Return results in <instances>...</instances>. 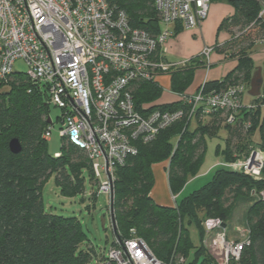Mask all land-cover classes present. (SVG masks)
Segmentation results:
<instances>
[{
    "label": "trees",
    "instance_id": "trees-1",
    "mask_svg": "<svg viewBox=\"0 0 264 264\" xmlns=\"http://www.w3.org/2000/svg\"><path fill=\"white\" fill-rule=\"evenodd\" d=\"M212 1H225L234 9L218 29L235 31L225 43L215 45L214 50L237 58V65L224 79L205 81V90L249 80L253 63L248 50L255 41L264 39V19L258 18L261 10L258 0ZM110 2L125 10L131 25L151 34L160 30L152 0ZM190 62L195 66L171 77L175 93L187 89L195 69L202 64L195 58ZM160 94L161 88L155 81L139 83L133 95L138 111L144 114L155 108L174 110L183 107L181 101H177L143 108ZM49 105L44 91L24 76L13 74L7 81H0V264H87L92 257L89 249L81 248L86 233L80 219L46 211L41 198V186L50 174H54L55 185L65 197L84 192L86 174L89 181L93 178L84 152L77 147L62 139L60 156L55 157L47 151V140L42 135L52 124L51 120L47 122ZM214 116L210 123L200 122L192 129L186 119L167 126L151 142H138L137 154L115 169L112 190L114 234L118 238H127L129 229L135 228L137 235L164 264L174 253L187 258L188 250L195 247L187 224H193L201 238L204 218L219 217L225 224L231 207L240 200L250 203L246 211L250 243L243 248L240 258L231 264H264V200L257 198L259 191L264 189V163L260 177L256 179L217 165L207 182L176 199L172 207L156 204L150 197L154 184L153 164L168 161L169 189L173 195L181 193L189 176L196 175L203 162L205 136L215 135L221 127L227 131L225 146L220 149L217 145L215 152L223 160L231 162L249 154V135L256 122V113L242 110L233 124L225 123L224 126L220 125V112ZM247 119L251 126L245 129ZM13 138H17L22 146L17 154L8 147ZM258 147L264 151V121L260 126ZM95 198L93 193L92 203ZM184 218L187 224L183 223ZM200 256L204 257L200 264L212 263L203 246L197 245L189 264H195Z\"/></svg>",
    "mask_w": 264,
    "mask_h": 264
},
{
    "label": "built area",
    "instance_id": "built-area-1",
    "mask_svg": "<svg viewBox=\"0 0 264 264\" xmlns=\"http://www.w3.org/2000/svg\"><path fill=\"white\" fill-rule=\"evenodd\" d=\"M211 2L152 0L163 28L151 34L131 25L125 10L110 0H0V81L15 74L13 63L21 59L27 65L26 79L44 91L49 104L61 109L59 136L84 152L93 178L100 179L94 193L108 195L112 229L110 193L115 169L137 154L138 142H151L162 129L181 119L190 121L220 112L225 123L233 124L242 110L264 109V86L253 103L241 104L246 88L243 80L210 90H205L203 81L193 93H176L183 105L179 109L155 108L143 114L136 108L135 83L155 81L159 72L189 61L161 57L164 43L172 35L168 25L181 23L187 29H198ZM263 15L264 8L258 18ZM214 47L205 45L199 53L206 68ZM50 126L43 132L45 140L50 137ZM250 126L247 119L244 128ZM263 163L264 151L257 147L242 159L219 165L256 179ZM259 196L264 200V189ZM201 225L205 233L202 245L210 253L211 264L237 261L250 243L249 235L244 241L229 240L219 217L204 218ZM186 261L185 256L174 253L166 264ZM102 264L164 263L135 228H130L127 238L114 234Z\"/></svg>",
    "mask_w": 264,
    "mask_h": 264
},
{
    "label": "crops",
    "instance_id": "crops-1",
    "mask_svg": "<svg viewBox=\"0 0 264 264\" xmlns=\"http://www.w3.org/2000/svg\"><path fill=\"white\" fill-rule=\"evenodd\" d=\"M258 2L261 5V9H263L264 0H258ZM233 11H234L233 7L225 1H212L209 6L207 17L205 18V20L202 22L201 26L198 29H187L181 23H173L168 25V28L172 31V35L164 43L165 50L162 53L161 57L169 61H182V60H189V61L186 63V65L178 66L174 69H171L168 72H159L156 75L155 82L161 88L160 97L152 103L143 105V108L152 107V105H163V104L165 105L180 101L176 93L172 90L171 77L173 74L177 72H180L182 70L184 71L190 68L191 66H195L194 64L195 61L194 63L190 62L192 58L197 59L202 64L200 63L201 65L195 69L193 80L191 81L187 89L184 91L187 93L195 92L203 83V81H219L224 79L229 73H231V71H233V69L237 65V58L235 57H227L225 53H222L218 50H214L210 56L209 68H206L204 66L202 60L199 57V53L205 45H217V44L222 45L223 43H225L227 40L230 39L231 33L234 31L233 29L231 32H229L226 29L219 30L218 28L220 23L225 18L232 15ZM161 28H163V25L159 22V29ZM248 54L253 63L252 73L257 67L262 68L261 87H263L264 86V40L255 41L248 50ZM203 67H205L206 70L203 71ZM249 80L246 79L245 82L246 88L243 93L247 92L246 94H248ZM141 82L143 81H139L135 83V85L132 87L133 95L137 86ZM254 99L255 97L249 98L247 95L242 94L241 104L246 106L248 104L253 103L255 101ZM253 112L256 113V122L254 123L253 130L250 132L249 139L251 140V143H254L255 145H259L260 126L264 121V109L263 108L255 109ZM217 113L218 112H216V114ZM214 114H211L210 116H206L205 117L206 120L203 123L202 122L201 123L202 124L210 123L212 119H214L215 117ZM197 118H203V117H197ZM222 122L225 124L224 118H222V120L220 121V125L224 126ZM222 128L224 127H221L219 130H221ZM224 130L226 132V137H227V131L225 128ZM222 161L225 160H223V158L220 155V160L216 164L219 165V163H221ZM167 167H168L167 160L152 165L154 184L150 191V197L153 199L155 203L159 205L172 207L175 205L176 199L178 200L179 198L178 197L173 198V195L169 189L168 178H167ZM246 203L248 205L250 204L249 202ZM227 220L228 218L225 220V222ZM224 225L226 228V224ZM244 226L246 229H243V231L248 230L246 223ZM228 238L232 240H241L240 237L237 238L236 235H232V234L229 235ZM203 259L204 257L200 256L195 264L197 263L200 264V262H202ZM190 261L191 260H189L187 257L186 264H189Z\"/></svg>",
    "mask_w": 264,
    "mask_h": 264
},
{
    "label": "rangeland",
    "instance_id": "rangeland-1",
    "mask_svg": "<svg viewBox=\"0 0 264 264\" xmlns=\"http://www.w3.org/2000/svg\"><path fill=\"white\" fill-rule=\"evenodd\" d=\"M262 17H264V15ZM26 70H27V65L24 63L23 60L17 59L14 61L13 71L15 72V75L24 76ZM204 70H206L205 67H203V71ZM243 81L246 82V80ZM246 93L247 92L243 94L247 95L249 98H253L252 96ZM60 115H61V109L59 107L50 104L49 118L52 124L50 126V137L47 139V151L50 154H55V152L58 151L60 152L61 150L62 141L59 136V129L61 128V122L59 120ZM221 116L222 118H224L223 114ZM205 120H206L205 117L193 118L189 121L190 122L189 128L192 129L196 127L198 123L200 122L203 123ZM222 124L225 125L223 122ZM225 139H226V132L224 128L218 130L215 135L205 136L204 157L200 169L198 170V173H196V175L189 176L188 181L185 184L186 186L184 187L181 193H178L176 195L172 194L175 198L176 197L180 198L190 193L191 191L196 190L202 184H204L210 179L212 168L215 165H217L216 163L220 160V155H218L215 152L216 146L219 145L220 149L224 148ZM257 147L258 145L251 143V149ZM243 157H245V155H242L240 158L242 159ZM103 177L104 176H102V178ZM99 181L100 179L96 180L94 178H92L89 181L88 175L86 174L84 192L82 194H77L73 197H65L59 193V190L54 182V174H50L49 177L44 180L41 186V198L46 211L52 212L54 214H59L62 216H76L82 222L83 229L86 233V240L85 243L81 245V248L89 249L92 255L90 261L87 264H102L104 260V256L106 255L108 249L112 245L114 239V232L110 226V219L108 215V204H109L108 195L106 193H98L96 195L94 203H92L93 201L91 200V196L97 189V184H98L97 182ZM259 193L257 194V198L261 199ZM247 208H248V204L246 203V201H242V200L237 201L231 207V210L228 215V220L225 222L227 229L225 230V235L227 238L229 237V235L232 234V235H236L237 238L238 237L241 238V240L238 241H244V239L247 237L248 230L243 231V229H246L244 225L246 223ZM112 220H113V224L115 225L114 219ZM186 222L187 220L186 218H184L183 223ZM188 233L190 235L192 242L195 245V247L188 250L190 254L188 255V259L192 260L196 246L202 245V241L205 237V233L203 232L200 238L198 231L193 224L188 226ZM228 239L232 240L230 238ZM204 252L206 255L210 257L209 255L210 253L205 248H204Z\"/></svg>",
    "mask_w": 264,
    "mask_h": 264
},
{
    "label": "water",
    "instance_id": "water-1",
    "mask_svg": "<svg viewBox=\"0 0 264 264\" xmlns=\"http://www.w3.org/2000/svg\"><path fill=\"white\" fill-rule=\"evenodd\" d=\"M262 85V68L257 67L249 80V90L248 94L252 97H256L260 93V88ZM47 122H50V119H47ZM8 147L10 151L14 154L21 152L22 146L17 138H13L9 141ZM112 204H113V191L110 193V210H111V220L113 219L112 215ZM113 222V220H112ZM113 231H115V225L113 224Z\"/></svg>",
    "mask_w": 264,
    "mask_h": 264
}]
</instances>
